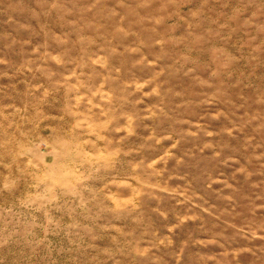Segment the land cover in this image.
Masks as SVG:
<instances>
[{
    "label": "rangeland",
    "instance_id": "1",
    "mask_svg": "<svg viewBox=\"0 0 264 264\" xmlns=\"http://www.w3.org/2000/svg\"><path fill=\"white\" fill-rule=\"evenodd\" d=\"M0 264H264V0H0Z\"/></svg>",
    "mask_w": 264,
    "mask_h": 264
}]
</instances>
